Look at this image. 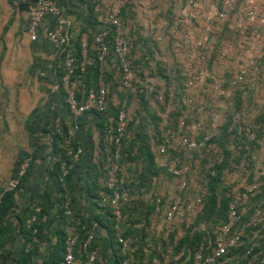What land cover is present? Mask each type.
<instances>
[{"label":"built area","instance_id":"built-area-1","mask_svg":"<svg viewBox=\"0 0 264 264\" xmlns=\"http://www.w3.org/2000/svg\"><path fill=\"white\" fill-rule=\"evenodd\" d=\"M97 17L103 25L100 31L94 33L90 47L98 61L102 62L110 53L116 63L120 77V88L124 94L133 93L136 84L139 83L131 54L132 43L123 30L120 19L121 0H88ZM145 4H157L164 2L167 7L171 0H141ZM198 0H181L180 13L171 16L174 27L180 33V39L176 44L177 51L181 54V61L177 67L182 77V87L177 89L179 106L184 111L174 124L173 132L170 129L162 130L160 142L153 146L156 156V166L163 175L169 177L172 184L170 196H166L165 190L156 193L153 184L150 188L147 184L141 185L139 181L132 184L125 182L127 175L120 163L122 140L125 135L129 113L126 109L127 101L124 99L114 108L112 118V137L109 160L105 168L102 187L97 194L98 204L109 209L112 231L117 246V255L120 264H131L133 250L123 232L128 225L124 222L121 209L131 200H149L152 205V213L160 219L164 229L170 230V226L177 220L184 219L186 223L201 213L205 195L204 175L212 165L214 159L210 153H217L212 140L217 135V127L230 115L232 128L236 137L243 138L242 145H230L228 150L232 152L230 166L224 169L222 185L227 189L229 201L226 205V218L223 223L213 229V239L206 246L199 245L192 256V264H239V261L249 259L254 250H258L259 264L264 262V249L260 248L259 229L252 231V237L248 241L245 251L232 261L227 257L229 250L239 245L241 235L245 228L264 226V194L252 206H248L251 200L260 192V186L264 183V126L257 131V127L247 123L235 125L240 115L245 110L244 105L240 114L235 111L234 98L239 92L244 95L246 89L254 91L259 81L260 66L253 55V44L259 41L260 36L253 27L254 19L258 18L257 11L252 0H244L242 3L240 21L236 24V33L233 44L222 43L220 45H208L209 39H215L221 27L231 19L235 12L238 0H220L219 9L209 14L194 16L193 9ZM179 9V8H178ZM165 10L161 11L159 18L165 17ZM52 23L51 26L46 22ZM104 20L105 23L102 22ZM192 20L198 22L197 28L200 36L195 37L191 33ZM262 22V20H261ZM25 34L31 43H46L59 55V66L62 75L59 78L60 85L65 94V102L68 109L69 124L64 129V141L62 145L63 155L70 163L60 160L59 156H49V163H59V181L65 177L72 163H75L82 154L80 144L71 146L79 131L78 119L86 113H96L106 116L108 111L107 89L99 80L95 88L83 91V85L75 75V58L70 37L64 31V21L55 0H34L26 11ZM156 40H160L157 36ZM81 54L86 53L87 42H79ZM216 48L212 58L209 48ZM213 53V52H212ZM209 55V56H208ZM230 60H233L231 62ZM201 62L204 66H201ZM220 63L229 64L221 67ZM220 66V67H219ZM169 80V95L172 98L173 73L170 69L164 70ZM171 87V88H170ZM174 87V86H173ZM57 85L54 86V89ZM80 91V96L77 93ZM158 103L164 101L163 94H157ZM175 106V105H174ZM174 107H172L173 109ZM165 112L163 122L166 124L168 114ZM199 119L197 124L189 130L187 120ZM243 120V119H242ZM168 125V124H167ZM166 125V126H167ZM60 134V129H56ZM47 152L50 153V137L47 136ZM200 158H204L203 166L199 165ZM221 156L216 158L221 160ZM31 161L30 156L24 157L20 163L16 175L11 177L0 189V198L3 194L15 191L19 186V180ZM202 170V171H201ZM201 173V174H199ZM164 192V193H163ZM34 213L39 209L35 207ZM247 214V221L241 218ZM64 214L71 217V212L64 206ZM35 221V215L25 220V227L30 229ZM200 229L205 231V225L200 224ZM31 235L36 233L30 229ZM95 240L94 225L90 224L80 249L86 253V261L83 264H91L97 258V250H88L89 245ZM35 237H32V242ZM75 235L66 234L63 240V254L61 264H79L74 257ZM264 244V241H263ZM188 257L179 264H187ZM255 264V262H248Z\"/></svg>","mask_w":264,"mask_h":264},{"label":"crops","instance_id":"crops-1","mask_svg":"<svg viewBox=\"0 0 264 264\" xmlns=\"http://www.w3.org/2000/svg\"><path fill=\"white\" fill-rule=\"evenodd\" d=\"M23 1L25 0H0V7H3L5 12H7L9 9L11 13V15L5 14V16L0 17V20L2 18L0 25V48L3 42L7 50L5 60L8 61V71L9 73H11V75H26L33 72L34 76H36V79L38 80L45 75H49L50 73L51 75L53 74L56 54L55 51L46 43H31L28 41L25 34L26 10H20V8L18 7V5ZM219 1L220 0H198L197 6L193 9L192 12L194 16H197L198 14L204 15L212 13L215 9H219ZM55 2L60 9L61 16L64 21V31L70 37L71 41L80 42L88 39L93 32L91 21L94 16H97V11L94 10V7H91L87 3V0H55ZM243 2L244 0L237 1V7L231 19L221 27L218 33H216L217 36L215 39H209L207 41L208 45L217 46L222 43L233 44L237 29L235 27L236 24H234V21H240L239 14H241ZM252 2L259 12L258 18L254 19L252 23L253 27L257 30L260 36L259 41L253 44V55L257 58L258 63L260 64L264 48V0H252ZM163 3L164 2H159L157 4H145L141 0H121L120 5V19L123 30L126 33L128 39L132 42L134 41V43L140 46L141 50H145L147 48V44H149L146 38L147 36H155V41L157 36L160 37V40L156 41L159 52L154 51L152 57L149 59L151 60V62L147 63L148 67L141 69L142 77H144V80H142V88L145 93V98H147V113L144 112L133 99L130 103L126 104V109L130 116L129 119H132V116L134 115V113H132L129 109L130 105L134 104L133 102H135V104L137 105L138 116H140L139 122L140 124L144 125L143 131L145 135H147L148 145L150 146V150L154 156V162L156 160V156L153 153V146H155V143L159 139L154 130L157 129L159 133H161L162 130H166L167 123L165 124L163 122L164 115L166 111L174 107V104L171 103V97L169 95V92H167L169 91V86L167 89L163 80L156 77L155 72L151 71H153L152 69L154 64L159 62L160 64H162L161 67L164 68V70L168 68L172 70V73L174 74V69L172 66L176 67V62L180 63L182 58L180 52H178L176 48V44L180 39L179 30L177 29V27L173 26L172 21L169 22L166 18L167 7L170 10H168V12H171L172 15H174L175 13H180V8L182 7L181 0H171V2L169 1L167 7H165V4ZM90 7L91 9H89ZM163 10H165L166 16L164 19H160L159 15ZM97 19L98 21H100L99 17ZM102 22L105 23L104 20H102ZM192 23V35L195 37L200 36L197 29L200 24L194 20H192ZM51 24L52 23H49V20L46 22L47 27L51 26ZM164 33L167 34L166 37L163 36ZM208 51L211 52V56L213 58L216 48H209ZM138 52L139 51H136L137 55ZM81 55L83 57L85 56V54ZM230 61L233 62V60ZM220 65L223 68L228 66L229 64L220 63ZM201 66H204L203 62H201ZM107 70L110 74H112V76H115V78L117 77L118 71L114 60H112L111 64L108 67L107 62L104 64L106 77ZM38 85H40V87L42 88V92L48 95V97L46 99V102L40 101L42 105L40 103L39 105H36L35 102L37 101L34 100L28 113L37 111L35 117L38 119V121H47L49 125L52 124L56 127H62L64 125L68 126V113L62 108L61 105H59V103L50 102L52 101V98L49 94L56 93V89H54L55 85H52L50 83H43L39 80ZM171 87L174 93H178L175 86ZM115 88L118 92L122 93L119 85ZM113 90L114 86L112 84H109L108 91L110 93H113ZM43 93L42 96L44 97L45 101V94L43 95ZM160 93L165 94L164 96H166L167 98L162 103H158L155 99V96ZM123 100L124 99L117 100L114 96L110 97L108 111L106 113V116H108L109 119L107 122L103 123L104 131L102 133H100L98 130L97 123L99 122V118L97 116L90 114L84 115L82 117L80 123L83 126V132L81 130L76 135V137L80 136L79 138H77V140L82 147V154L79 158L78 165L75 167L76 173L71 177L72 191L68 192L67 190L65 191L64 195L68 197L70 193H72V198L74 196L75 202L78 205L76 209H80L82 216H85V218L89 219L91 221V224L94 225L95 244L102 253L107 252V238L105 230L103 229V227L97 225V223L95 224V222L92 220V216H100L103 224H106V219L102 217L99 211L95 210L94 201L96 200L89 197V195L85 193V180L87 177H89L90 180L94 181L95 186L99 187L97 193L101 190L100 188L102 187L104 180V171L109 160L111 149V116L114 113V108ZM160 108H162L163 111H161ZM22 118L25 119V116ZM198 120L199 119H195L194 121H192V119L187 120L189 130H192L194 126L199 124L196 123V121ZM135 124H137V122ZM250 124H253L254 127H257V131L259 132L260 128L263 126L261 124ZM34 135L38 137L37 143H42V141L46 140L48 136L47 134L42 135L41 132H36L34 133ZM7 137V140H10L12 138L11 135L5 136V138ZM30 140L31 139L28 138L26 143L30 142ZM10 144H12V142H10ZM21 149V151L31 154V149L28 145L22 146ZM46 150L47 149H45L42 154L38 152L37 157L32 160V170L30 177L22 183L21 187L16 190L13 195V211L11 213L9 212L10 214L7 222L9 224L8 229L7 232L3 234L5 242L0 243V253L5 251L10 256L6 260L5 264H17L16 260L21 256V249H23L24 247V251H26L30 247L27 243H25L26 236L23 235L22 229L21 231L19 230L20 225L16 220L13 219V216L21 210V208L27 203L31 195H41V193L44 190L48 189V187L50 186L47 165L49 163V156H51L52 154L51 152L48 153ZM135 150L136 148L134 149L133 153H135ZM132 164H135V161H133ZM11 175L12 171H8L5 173L6 178L5 181L1 184L2 186L11 178ZM154 182L155 180L152 182V184ZM1 185L0 188L2 187ZM151 189H153L154 192L157 191V187H153ZM162 190L163 189L161 188L158 192L161 193ZM164 192L166 193V196H170L172 188L168 186ZM54 215V210H52L51 213L40 217L39 224L41 225L42 233L40 234V238L38 239V241L35 239L34 242L36 243L33 248V251L36 252V255L32 256L30 260H28L24 264H40L42 261L48 259L49 254L54 249L56 243V235L54 233V229L57 228L58 221H55ZM63 232L65 235L75 234L74 229L69 226L63 227ZM24 243L25 246H23Z\"/></svg>","mask_w":264,"mask_h":264},{"label":"trees","instance_id":"trees-1","mask_svg":"<svg viewBox=\"0 0 264 264\" xmlns=\"http://www.w3.org/2000/svg\"><path fill=\"white\" fill-rule=\"evenodd\" d=\"M34 0H30L25 3H21L18 5L20 10L24 9L27 11V8L29 5L33 3ZM87 3L91 6L92 4L87 0ZM91 7L89 9H91ZM169 8L167 7V20L170 22L171 20V12H168ZM170 11V10H169ZM97 16H94L91 25L93 26V32L91 33V36L86 39L87 42V49L85 56L83 57L81 55V50L79 46V42H73V55L75 58V75H77L79 81L83 85V91H87L89 88H95L97 82L100 80L104 87L108 91V86L109 84H112L114 86V90L112 91L113 93H110L109 91L107 92V102L109 105V100L111 96H114L117 100H122L125 99L127 103H130L131 100H135L136 104L139 105V107L147 113L146 105H147V98H145V93L143 91V84L142 80H144V77H142L141 74V69L142 68H147L148 65L147 63H150L151 60H149L152 57V54L155 52H159L157 43L155 41V36L149 35L147 36L148 43L147 48L145 50H141L140 46H138L134 41L132 43V50L131 54L133 57V67L135 74L137 78L141 81L136 84L135 90L133 93L129 94H124L123 92H118L117 89L115 88L116 86H120V77L119 74L115 78V76H112V74L109 73L107 70V77L104 71V64L107 62V67L111 64L113 58L112 55L109 53L108 56L105 58L104 61L100 62L96 59L94 52L92 51L90 47L91 43V38L92 35L98 31L101 30L103 25L98 21ZM165 18V17H164ZM163 18V19H164ZM173 24V23H172ZM174 26V25H173ZM237 35V33H236ZM163 36H167L166 33L163 34ZM232 36V35H231ZM136 51L138 52V55L136 54ZM147 53V54H146ZM56 54V60L54 63V72L51 75H45L42 78H39L38 80L43 82V83H50L52 85H57L56 88V93H51L49 94L50 97L52 98V103H59V105L62 106V108L68 113L67 105L65 102V94L64 91L60 85L59 78L62 75V70L61 67L59 66V55L55 52ZM146 56V57H145ZM89 60V61H88ZM88 61V62H87ZM260 62L262 65L264 64V56H262ZM176 65H178V62H176ZM162 64L157 62L153 66V71L155 72V76L162 79L166 88L168 89V86L170 85L169 80L165 76L164 73V68L161 67ZM260 66V65H259ZM174 69V75H173V86H175L178 90L181 89L182 87V77L180 75V70L178 67L172 66ZM261 67V66H260ZM52 72V71H51ZM260 74H261V69H260ZM259 74V75H260ZM107 80V82H106ZM107 83V84H106ZM169 92V91H167ZM164 101L166 96H164ZM80 96V91L77 93V97ZM178 95L175 92L172 94L171 98V103H173L175 106L174 108L170 111L168 114L169 119L167 120V128L170 129L171 132H173L174 124L176 123L177 119L180 117L181 113L184 111V107L179 106L177 104ZM243 96L238 92L235 95L234 98V108L237 113L240 114V109L242 108L243 103ZM166 103V102H164ZM49 108V106H48ZM161 111H163L162 108H160ZM34 114L37 113V111L33 112ZM95 115L99 118V122L97 123L98 125V130L100 133L104 131V126L103 123L107 122L106 117L101 116L96 113H86L83 114L79 117L78 122H79V133L82 129L83 126L80 123L82 120V117L84 115ZM111 116V115H110ZM114 114H112L113 118ZM108 117V116H107ZM231 116L229 115L223 123H221L217 127V135L214 137L215 139L212 140V143L214 144V148H216L217 153H210L211 158L214 159L212 165L209 167L207 173L204 175V181H205V195L203 199V208L202 211L199 215H197L193 221L197 223H203L205 225V228L207 232L204 230L198 231V233H195L193 237L190 239V241L187 240L186 235L183 237V239L178 243V247H180L182 251V256H180V262H182L186 257L188 256V261H186L187 264H192V256L196 249L199 247V245L206 246L208 241L213 239V229L223 223L226 218V205L229 201V197L226 195V188L222 185V175L224 172V169L229 168L230 166V159L232 152L228 150L229 146L234 144V145H242V140L243 138L241 136L236 137L238 135H235V130L232 128L229 130V128L232 126V122L230 120ZM140 116H138V110L135 111L134 115L132 116V119L130 118L127 122V127L125 131L124 138L122 140V151H121V159L120 162L121 164L126 165V170L124 171L125 174L127 175V172L130 171L129 169V164L132 163L133 161H139L141 163V171L136 172V173H141L139 180L140 186L143 184L147 183H152L155 180V176L159 175V173L163 174L162 171L155 165L154 162V156L150 150V146L148 145V138L147 135H145L143 129L144 125L140 124L139 122ZM137 124H135L136 122ZM244 120L242 118H239L237 122L235 123L234 126L238 125L240 126ZM245 123V122H244ZM254 124H261L264 126V112L259 114L254 122ZM32 130L30 129L29 135H30V149H31V154L22 152L18 158V160L15 163V166L12 169V175L11 177L16 175V172L18 170V167L24 157L30 156L31 161L28 164V167L25 169L24 174L19 180V186L17 187L16 190H18L22 183L30 177L31 170H32V160L37 157L38 152L43 153L44 150L47 148L46 142L43 140L42 143H37V136L34 135L36 132H41L43 134H47L50 137V152L51 156H59L60 160H64L67 163H70V161L64 157L63 155V141H64V129L65 125L62 127H56L54 125H49L47 121L41 122L40 120L35 117L32 121ZM136 127H135V125ZM248 124V123H247ZM250 124V123H249ZM156 125V124H154ZM251 125V124H250ZM253 125V124H252ZM251 125V126H252ZM134 126V128H133ZM56 129H60V134L56 133ZM136 129V130H135ZM83 132V130H82ZM86 132V130H85ZM158 136V141L155 143L158 144L160 142V133L158 132L157 129L154 130ZM76 133V135H77ZM75 139L71 142V146H75L77 143L80 144L77 140L80 136L76 137ZM133 135V137H132ZM135 136V137H134ZM130 137V138H129ZM111 146V145H110ZM111 148V147H110ZM135 153H133L134 149ZM221 156V160L218 161L216 158H219ZM79 159L75 162L72 163L71 168L68 169L65 177L59 181V163H48L47 171H48V177L50 179V186L48 189L44 190L41 195H31L29 197L27 203L21 208L17 214L13 216V219L16 220L19 223V230L23 231V235L26 236L25 238V243L28 244L29 249L24 251L21 249L20 251V257L16 260V263H26L30 258L34 255H36V252L33 251V248L35 246L36 242H32V237H35V239L38 241L40 238V234L42 233V228L41 225L39 224L40 217L47 215L54 210V219L55 221H58V226L56 229H54V233L56 235V243L55 247L52 250V252L49 254V257L47 260L42 261L40 264H61L62 261V254H63V240L65 237V234L63 232V227L69 226L72 227L75 231V246H74V257L77 260L79 264H83L86 261V253L82 252L80 249V246L82 242L85 239L87 230H89V226L91 224V221L89 219H86L85 216H82L80 209H76L78 205L75 202L74 196L72 198V193L68 197L64 196L65 191L68 190V192L72 191L71 190V177L73 174H75V167L78 165ZM205 163L204 158H200L199 165L203 166ZM202 171V170H201ZM201 174V173H199ZM105 175V171H104ZM87 177V175H86ZM139 177V175H138ZM143 177V179H141ZM264 180V178H262ZM101 190H104L103 187L100 188ZM15 190V191H16ZM99 190V187L95 186L94 181L90 180L89 177L86 178L85 180V193L89 195V197L94 198L96 201H94V206L95 210L99 211L102 215L103 218L106 219V224H103L102 219L99 217H96V215L92 216V220L97 223V225L103 227L105 230L106 238H107V252H101L99 248H97V245L95 244V240L89 245L88 250L96 249L97 250V258L95 261L91 264H120V257L117 255V246L116 242L114 240V233L112 231V222L110 220V215H109V209L108 208H103L99 206L98 201L99 198H97V191ZM15 191L7 192L3 194V196L0 198V243H4L5 239L3 237V234L7 232L8 229V219H9V214L13 211V195ZM264 194V183L261 184L260 186V192L251 200V203L248 204V206H252L253 204L256 203L258 199H260ZM145 203H143L142 200H131L127 204H125L122 209V215L124 216V222L126 223V215L127 214H132L135 210H138L140 207H144ZM31 205V206H30ZM67 206L69 211L71 212V217H67L64 214V206ZM37 207L39 208L38 213H34V208ZM148 207V206H147ZM150 211H152V205H149ZM10 212V213H9ZM247 214L246 212L243 217L241 218L242 222L247 221ZM31 215H35V221L30 229H35L36 233L34 235H31V230L27 229L25 227V220L29 218ZM101 217V218H102ZM53 219V220H54ZM133 224H129V228L124 230L123 232V237L127 238L131 233H132V226ZM131 228V229H130ZM255 229H259L258 235H260V248L259 250L264 249V226H256L255 228L249 227L245 228L243 231V234L241 235L239 245L232 249L229 250L227 253V257L231 258L232 261L238 260V257L245 251L248 241L250 237H252V231ZM25 243L23 246H25ZM178 249V250H180ZM258 250H254L251 255L249 256V259L247 258L246 260H241L239 261V264H248V262H255V264H259L258 261L260 259V256L258 255ZM137 252L133 251V259L131 264L134 263L135 259V254ZM10 257L7 252H1L0 253V260L1 264H5L6 260ZM183 259V260H182ZM179 262V263H180ZM178 263V264H179ZM231 264V263H228ZM264 264V262H263Z\"/></svg>","mask_w":264,"mask_h":264},{"label":"rangeland","instance_id":"rangeland-1","mask_svg":"<svg viewBox=\"0 0 264 264\" xmlns=\"http://www.w3.org/2000/svg\"><path fill=\"white\" fill-rule=\"evenodd\" d=\"M28 1L30 0H25L22 3ZM5 14L11 15L9 9L5 12L3 7H0V17L5 16ZM1 21L2 18L0 25ZM6 52V46L2 42L0 48V185L5 181V173L12 171L20 154L24 152L21 151L22 146L30 145V142L26 143V141L28 138L30 139L28 131L30 129L32 130L31 121L35 117L33 112L28 113L33 104L32 102L35 100L37 101L35 102L36 105H39L40 101L46 102L48 97V95L42 92V88L38 85V80L33 72L26 75H11L9 73L8 61L5 60ZM259 65L261 66V74L259 75L256 89L254 91L246 89L242 99L245 110L243 115H240V118L246 123H253L255 118L264 112V64L262 65L260 62ZM42 93L43 95L45 94V101ZM133 103L129 109L132 113H135L137 105L135 102ZM40 104L42 105V103ZM24 116L25 119L22 118ZM7 135L12 136V141L11 139L7 140L8 137L5 138ZM44 141L47 142V139ZM131 164H129L130 171L127 172V178L125 180V182L130 184L136 180L139 181L138 178H140L141 173L136 172L142 170L139 161H135V164H132L133 166ZM122 166L126 170L124 163ZM154 178L155 182L153 186L157 187L156 195L161 188L165 190L168 186L172 185L169 183V177L161 173ZM147 185L150 188L151 183L149 182ZM143 203H145L144 207H140L132 214L129 213L125 216L128 228L130 223L133 224L131 226L132 233L127 239L131 249L137 252L134 263L178 264L180 262V256H182V251L178 247V243L185 235L187 240L190 241L195 233L201 231V223L192 220L188 224L184 219H181L175 221L170 226V230L167 231L160 224V219L155 217L152 211H150L149 200L147 199ZM205 232H207L206 229ZM185 257L187 258L188 256L185 255Z\"/></svg>","mask_w":264,"mask_h":264}]
</instances>
